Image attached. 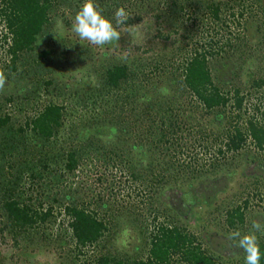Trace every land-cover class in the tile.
I'll return each instance as SVG.
<instances>
[{
    "label": "rangeland",
    "instance_id": "rangeland-1",
    "mask_svg": "<svg viewBox=\"0 0 264 264\" xmlns=\"http://www.w3.org/2000/svg\"><path fill=\"white\" fill-rule=\"evenodd\" d=\"M82 2L83 0H69L68 4H62L59 8L54 7L51 11V24L46 28V32L57 29L59 34L54 48L56 56L60 58V65L56 66L55 70L40 72L37 67L36 52L45 48L40 44L34 51L23 54L17 62V71H11L7 67V44L0 33V74L5 78L3 85L0 86V114L10 115L15 133L20 134L17 129L19 126L48 102H54L64 106V118L57 133L58 145L53 149L62 146L64 150L73 147L80 150V146L73 145V137L86 135L88 130L92 132L95 127L103 130L105 135L108 132L116 144L111 147L105 146L104 137L107 136L102 135L101 139L96 140L88 134L82 142L89 153L78 159L79 163L74 172L61 170V174L43 172V162L34 160L42 154L35 152V148L30 145H25L26 148L21 146L14 151L13 157L0 160L1 174L12 175L16 169L32 166L43 172V179L35 183L36 189L29 186L31 179H27L29 173L25 174L24 199L30 205L42 203L46 208L52 204L55 208L53 216L46 223L16 233L7 220L0 200V264H93L105 253L113 258L133 256L136 254V247L137 257L146 260L154 225L175 226L197 234L203 251L217 264H242V250L236 247L234 241L228 239L235 230L228 227L222 207L217 206L218 209L215 208L213 211L209 207L206 208L201 202L204 198L203 195L200 197L201 194L197 196L194 204L188 205L183 197V191L190 183L196 187L197 181L204 178L212 180L215 175L228 173L232 177V181L228 183L231 186L227 188L220 183L219 200L227 203L236 195L244 198L246 196L240 192L249 190L250 205L246 212L247 217L251 214L258 215L262 204L256 196L263 185L259 187L252 177L254 166L241 164L248 155V159L254 156L252 146L246 145L238 153L218 155V145H211L200 136L208 134V130H213L214 133L217 131L216 125L209 122L213 116L206 115L201 107H195L197 102L188 93L175 99L183 104L186 110L190 109L192 119H197L200 127L192 128L187 123L189 120L185 119L181 112L172 116L169 111L159 114L155 120V126L158 127L155 136L145 131L146 127L143 129L144 125L141 123L138 127L130 128L132 134L124 133L121 136L118 124L132 126L134 123L133 116L129 114L131 111L123 104L126 102V95L129 96V102L135 101L139 93L150 91L152 85H157L164 89V94L171 96L172 76L175 72L179 75L180 71H177V68L182 67L185 59L197 50L212 52L208 60L209 66L215 65L218 72L212 70V75L216 77L218 75V79L221 76L222 81L227 80L229 74L233 73L238 75L235 86L239 85L238 78L245 82L252 81L253 78L264 80V39L262 32L257 28V23L264 21V10L259 8L261 6L264 8V0H254L257 7L251 6L250 0H229L221 6L219 19H213L205 8L210 0H107V4L112 8L103 7L104 0H97L102 13L112 19L114 24V15L118 8H125L129 17H135L137 12L141 11L140 22L128 27L127 35L126 24L117 26L118 31L125 32V37L132 44L130 45L132 50L127 51L125 46L114 53L117 57L126 53L130 55L129 60H133V67L139 73L138 78L127 87L126 83L123 84L118 92L112 90L109 95L104 93V98H100L98 92L93 90L95 80L103 74V69H98V65L95 67L92 65L93 61L91 63L83 61L85 63L83 72L91 73L90 81L81 80L77 71L73 72L75 80L59 78L67 66L65 59L68 57L67 59H70L68 61H72L75 48L79 49L78 44L82 46L87 41H80L72 28L57 21L63 17L73 23ZM173 2H177V5L174 6ZM100 3L103 5L100 6ZM180 7L183 10L179 11ZM241 11L243 17L239 16ZM258 40L261 42L258 43ZM70 45L72 47L67 51L65 58V50ZM252 46L253 49L248 50ZM102 65L104 67L105 64ZM257 68L260 69L258 73ZM242 70L249 71L251 76L247 77ZM49 76L56 79L52 80L54 83L46 86L45 90L44 84L50 80ZM64 83L69 85L66 86ZM22 86L25 87L22 92L30 91L29 95L18 94ZM37 91L39 93H36ZM263 92L264 89L242 91L246 98L239 115L245 117L255 113V106H259L260 111H263L264 102L259 104L258 101ZM153 96L150 95L152 98ZM9 97L14 99L11 104L5 102ZM124 98L125 100L121 101ZM229 115L234 116L229 112L226 117ZM226 117L220 119L225 125L221 124L219 127H227L229 120ZM173 124L175 130L170 133ZM164 133L169 139L162 140ZM21 137L29 144L32 142L33 134L28 130V134L24 133ZM16 138L19 139V136ZM50 141L52 143V140ZM139 141L143 145L142 159L129 153L128 148L129 142ZM114 146L117 154L131 160L134 171L135 168H140L142 172L138 178H135V173H131L132 169L129 171L126 164L116 155L107 154ZM47 148H51L50 145ZM47 148L43 149L44 153L51 152ZM262 155H258L259 159L255 162L252 160L251 163L255 166L263 164L264 154ZM54 158L43 159L53 161ZM60 165L62 164H53L49 170L53 171L54 167H58V171ZM199 178L200 180H195ZM204 186L206 187L205 184ZM222 187L225 190H222ZM256 189H259L258 193L254 194L253 190ZM71 196L80 197L83 201L81 204L87 203L88 209L107 226V231L92 246L76 247L67 225L68 218L63 212L58 214V209L56 210L60 204L67 203L66 198ZM29 197L31 200H28ZM204 202L208 204L207 200ZM102 204L106 207L103 208ZM262 213L264 215V209ZM262 218L263 216H258L256 221L264 224ZM250 229L248 217L246 227L242 229L239 226L238 230L245 234ZM258 235L264 239V234ZM61 243L63 245L66 243L63 251L58 248ZM179 259L178 256H174L170 264H180Z\"/></svg>",
    "mask_w": 264,
    "mask_h": 264
},
{
    "label": "trees",
    "instance_id": "trees-1",
    "mask_svg": "<svg viewBox=\"0 0 264 264\" xmlns=\"http://www.w3.org/2000/svg\"><path fill=\"white\" fill-rule=\"evenodd\" d=\"M227 1L229 0H210V3L207 4L205 8L213 19H219L221 6H224ZM253 1L250 0L249 3L251 6L254 5L257 7L256 2ZM68 3L69 0H0V33L3 41L7 44V67L11 71H17V62L23 54L34 51V49L40 44L45 46L44 49L36 52L37 60L35 62L40 72H47L51 69L55 70L56 66L60 65V58L56 56L54 48L55 40L59 38V34L57 29H52L50 32H46V28L51 24V11L53 8H59L60 5ZM103 3V7L112 8V6L107 4V0H104ZM103 3H100V6H102ZM172 4L176 6L177 2H173ZM259 8L260 10H264L263 6ZM181 10H183L182 7H180L179 11ZM103 15L105 16V14ZM239 16L243 17L242 11ZM140 20L141 11H138L135 17H129L126 24V35L128 34V27L140 22ZM59 22H62V24L68 28H72V23L69 19L60 17L57 23ZM257 26L262 32V38L264 39V21L257 23ZM245 29L248 31L247 28ZM119 32L121 33L119 41L113 42L110 45H105L103 48L92 45L89 42L82 44L83 48L78 44V47L80 48H75L74 59H72V61H68L70 59H67L68 57L66 58L67 51L72 47V45H70L68 49L65 50V55L63 53L66 58L65 61H67L66 67L70 68L64 67L65 71L64 73H61L60 76L58 75L59 78L68 81L72 80L75 78L73 72L77 71L80 73L79 76L81 77L79 78L81 80L84 79L90 81L91 73L83 72L85 69L84 62L91 63V61H93L92 65L94 67L98 65V69H103V74H101L99 79L95 80L93 85V90L98 92L97 95L100 98H104V93L109 95L112 90L118 92L125 83L126 87L128 84L135 83L139 73L133 67V60H129L130 55H128V53L124 56L118 57L114 55L116 51L123 49L125 46L126 49H128L127 51L132 50V46L130 47L132 44H130V40L125 37V32ZM244 40L245 42L247 41L246 38ZM229 42L227 44H229ZM260 42L258 40V43ZM252 49L253 46L248 50ZM209 56H212V52L197 50L192 53L189 58L185 59V63L183 62L182 67L177 68V71H180L179 75L175 72L172 76L173 79L170 81L171 96L164 94V89L157 85H152L150 91L139 93L138 96H136L135 101L130 100L129 102V96L126 95V102L123 104H126L128 110L131 111L129 114L133 116L134 123L132 126L118 125L120 127L121 136L124 133L126 135L132 134L130 128L138 127L139 123L144 125L142 127L143 129L146 127L145 131L150 135L155 136L158 128L155 126V120L159 114L169 111L172 116L179 115L181 112V115L183 114L184 118L189 120L187 123L192 128H194V126L196 128L200 127L197 122L198 120L192 119V112H190V109L186 110V107L175 99L176 97L179 99L182 94L188 93L192 99L196 100L197 105L195 107L199 106L204 110L206 115L213 116L209 122H211V125H213L212 123L216 125L217 133L215 132V134L213 130L207 129L209 133H205L204 135L201 134L200 136L205 138L211 145H218V155L238 153L242 151L246 145H251L254 150V156L251 159H248V155L247 159L241 162V164H247L248 167H255L252 177L255 178L254 181L259 187H261L260 185H263L259 194L256 196V198H258L257 200L262 204L261 211L257 212L258 215L251 214L248 216L249 225L251 227V222L253 220L256 221L258 216H263L262 220L264 221V215L262 213V210L264 209V163H259L256 166L253 165L254 163H251L252 160L255 162L256 159H259V157L264 154V110L260 111L259 106H255L254 108L256 112L245 117L240 116L239 112L242 110L246 98L242 91L264 89V80L263 78H253L252 81L249 80L248 82H245L240 81L238 78L239 85L235 86V79L238 75L233 73L232 75L229 74L230 77H227V80L222 81L221 76L220 79H218V75L217 77L212 75V70L216 73L218 72L215 65H212V67L209 66ZM122 57L126 58L122 59ZM102 64H105L104 67ZM242 71H244V74L247 77L251 76L249 71ZM259 71L260 69L257 70V73ZM49 77L50 80L46 81L44 84L45 90L46 86L52 85L54 83L52 80L56 79L52 78V76ZM77 83L80 84V81ZM64 85L68 86L69 83H64ZM24 89L25 87L22 86L18 90V94L22 96L29 95L30 91L25 93L22 92ZM36 93H39V91ZM151 94L154 95L153 98L150 97ZM163 98L165 100H162ZM124 100L125 98L121 101ZM258 101L259 104L264 102V92L261 97H259ZM5 102L11 104L14 102V99L13 97H9L5 99ZM63 110V105L48 102L41 110L34 113L32 117H29L23 125L19 126L17 129L21 135L24 133L28 134V130L33 134L32 142L29 144L25 143V140H22L20 134L15 133L10 115L0 114V160L6 159V157L10 156L13 157L14 151L21 146L25 147V145H30L35 148V152L42 154L41 157L34 160H39L40 163L43 162V172H52L54 174L59 172L61 174V170L63 172H74L79 163L78 159H81L82 156L89 153L85 144L82 142L85 141L88 134L96 140L101 139L102 135L107 136L104 137L105 146L110 145L109 147H111L116 144L113 142V139L110 138L111 136L108 135V132L105 135L103 130L99 127H95L92 132L88 130L86 135L73 137V145L75 146V144H77L80 146V150L77 147L66 148L64 150L62 149V146L58 149H53L58 145L57 133L58 129L62 126L64 118ZM226 110H228V112ZM229 112L234 116L232 117L229 115L226 117ZM223 116L229 120L226 128L223 126V128L219 127L221 124L225 125L222 120L220 121ZM170 128V133H173L175 130L174 124ZM111 129L114 128L111 127ZM17 136H19V139L16 138ZM162 138V140L169 139L165 133L162 134ZM50 140H52V143H50ZM128 144V148H130L129 153L137 156L138 159H142L143 145L140 141L137 143L129 142ZM49 145L51 148H47ZM46 148L51 150V152L44 153L43 149ZM114 149H116L115 146L112 147L107 154L116 155L122 163L126 164V167L130 169L129 171L132 169L131 173H135V178H138L137 176H140L142 172L140 171V168H135L134 171V166L131 164V160L127 158L125 159L124 156L119 153L117 154V151ZM258 155L260 156L257 157ZM49 157L55 158L53 161L43 159ZM53 164L62 165H60L58 171V167H54L53 172L51 169L49 170V167ZM43 172H40L37 168L35 169V166H32V168L21 167L20 169H16L15 173H12V175L0 173V200L2 202L4 213H6L7 220L10 222L12 230L16 233L46 223L49 218L53 216L55 208L52 204H49L48 207L44 208L42 203L39 205L38 203L36 205H30L24 199V194L26 192L24 185L25 174L29 173L27 178L28 180L31 179L29 186L35 188V183L40 182V180L43 179ZM195 180H200V178ZM231 181L232 177H230L228 173L215 175L212 180L204 178L201 181L196 182V187H193L192 183L188 184L183 191V197L188 205H192L196 202V198H198L197 196L201 194L200 197H202L203 195L204 198L201 202L204 203L206 208L209 207L213 211L215 208L218 209L217 206L222 207L230 229L236 231L239 226L243 229L246 227V218H248L246 212L249 210L250 205V200L248 198V196H250L249 190L240 192V194L246 196L244 198L239 194L241 197L236 195V197L234 196V199L227 203H225L224 200H219L220 192H218V186L221 183L225 187L230 188L231 185L229 184V186L228 183ZM203 184H205L206 187H203ZM221 189L225 190L224 187ZM258 190L259 189L253 190L254 194H257ZM211 192H215L216 195ZM28 200H31V197H29ZM205 200H207L208 204L204 202ZM66 201L67 203L60 204L58 208L56 207V210L58 209V214L63 212L68 218L67 225L71 232V239L74 242V245L76 247H87L97 243L104 235V232L107 231V226L104 221L88 209L89 207L87 206V203L81 204L83 201L80 197H67ZM101 206L103 208L106 207L105 204H102ZM198 238L197 234L189 232L186 229L166 225H159L156 227L154 225V233H152L150 237L148 257L146 260L137 257L138 248L136 247V254L133 256L127 255L124 257L113 258L108 253H105L99 256L93 264H170L174 256L180 258V264H217L211 256L203 251ZM259 239L261 248L264 250V239ZM64 245L61 243L58 247L59 250L63 251ZM242 254V264H244V253L242 252ZM261 264H264V260H262Z\"/></svg>",
    "mask_w": 264,
    "mask_h": 264
},
{
    "label": "clouds",
    "instance_id": "clouds-1",
    "mask_svg": "<svg viewBox=\"0 0 264 264\" xmlns=\"http://www.w3.org/2000/svg\"><path fill=\"white\" fill-rule=\"evenodd\" d=\"M114 19L115 24L112 19L103 15L97 0H83L73 19L72 31L80 41H87L103 48L105 45L119 41L121 33L117 30V26L127 24L129 19L125 8H118ZM4 80L3 74H0V86L3 85ZM258 234H264V224L253 220L248 233L242 234L236 230L228 236V239L234 241L236 247L244 253V264H261L264 260V250L261 248Z\"/></svg>",
    "mask_w": 264,
    "mask_h": 264
}]
</instances>
